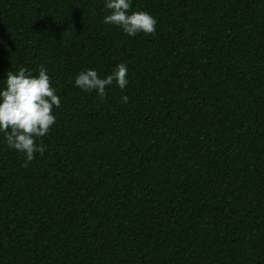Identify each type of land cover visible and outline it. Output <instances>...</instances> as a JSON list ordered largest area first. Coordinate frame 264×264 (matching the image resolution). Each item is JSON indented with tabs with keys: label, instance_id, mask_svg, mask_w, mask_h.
Segmentation results:
<instances>
[{
	"label": "trees",
	"instance_id": "1",
	"mask_svg": "<svg viewBox=\"0 0 264 264\" xmlns=\"http://www.w3.org/2000/svg\"><path fill=\"white\" fill-rule=\"evenodd\" d=\"M130 3L154 34L0 0V90L42 65L61 101L31 162L0 133V264H264V0ZM120 63L124 89L75 85Z\"/></svg>",
	"mask_w": 264,
	"mask_h": 264
},
{
	"label": "clouds",
	"instance_id": "2",
	"mask_svg": "<svg viewBox=\"0 0 264 264\" xmlns=\"http://www.w3.org/2000/svg\"><path fill=\"white\" fill-rule=\"evenodd\" d=\"M104 7L110 10V14L103 22L118 26L130 37L156 31L157 20L149 13L136 11L129 14L130 0H105ZM127 72L126 65L120 63L110 75L101 79L96 70L89 69L77 75L75 85L84 91L95 90L103 99L106 87L113 81L121 89L127 86ZM122 100L126 103L128 97L124 96ZM60 105V98L42 65L38 75H33L25 67H20L16 73L9 71L5 87L0 90V133L6 144L25 153L27 162H31L36 153L43 155L46 146L38 144L37 140L45 137L55 124L53 108Z\"/></svg>",
	"mask_w": 264,
	"mask_h": 264
}]
</instances>
